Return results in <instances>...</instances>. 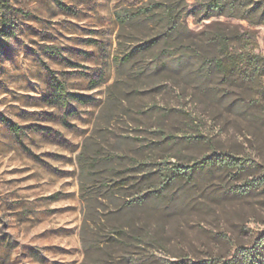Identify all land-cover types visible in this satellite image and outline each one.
Wrapping results in <instances>:
<instances>
[{
  "label": "rangeland",
  "instance_id": "obj_1",
  "mask_svg": "<svg viewBox=\"0 0 264 264\" xmlns=\"http://www.w3.org/2000/svg\"><path fill=\"white\" fill-rule=\"evenodd\" d=\"M147 1L0 0V264H93L109 258L112 250L106 249L85 263L76 163L83 140L95 131L99 140L104 128L105 139L118 142L128 156L162 154L185 163L214 151L253 164L237 175L217 168L201 174L169 197L163 210L151 204L118 220L99 210L97 226L105 231L114 222H149L159 233V246L141 262L130 263L117 252L113 264H231L243 250L256 251L264 236V184L247 194L228 190L264 177V74L232 85L214 75L205 90L162 84L159 91L142 88L133 95L119 87L130 96L108 126L107 110L100 113L116 77L118 42L148 33L137 26L119 28L115 13ZM185 20L196 34L186 40L203 57L217 53L207 40L215 32L225 34L237 53L264 56L262 24L225 17ZM210 21L219 22L208 26ZM245 67L246 60L239 63ZM129 72L124 66L121 79ZM56 83L86 102L68 97L51 104ZM161 108L173 110L161 116ZM158 127L171 138L162 140Z\"/></svg>",
  "mask_w": 264,
  "mask_h": 264
},
{
  "label": "trees",
  "instance_id": "obj_2",
  "mask_svg": "<svg viewBox=\"0 0 264 264\" xmlns=\"http://www.w3.org/2000/svg\"><path fill=\"white\" fill-rule=\"evenodd\" d=\"M2 6L0 2V9ZM187 16H192L196 23L213 17H225L245 21L249 25H264V0H193L191 4L186 0H150L140 6L116 11L115 20L119 28L137 26L148 33L143 38L128 39L127 43L118 42L119 54L114 58L116 77L106 89V99L100 111L102 113L107 110V126L114 112L130 96L123 95V89L130 88L131 91H128L133 95L142 88H148L151 92L159 91L162 84L171 89L184 85L193 90H205L214 75L232 85L238 79L254 81L264 74V56L256 53L243 55L242 52L231 50L229 39L223 33L215 32L207 39L210 46L217 48V53L208 57L201 56L195 42L187 41L196 35L187 26ZM217 22L210 21L208 26ZM244 60L247 67L239 68V63ZM136 65L138 69L133 71ZM124 66H128L131 72L126 79H121ZM54 90L51 104L68 97L79 102L87 100L82 95L63 93L64 89L58 83L54 85ZM160 110L161 116H165L173 109ZM2 121L18 133L17 126L8 120ZM104 129L106 131L97 132L103 133L99 135V140L94 137L96 131L87 136L76 156L79 200L83 213L80 241L85 263L88 257L101 255L106 249L112 250L109 258L96 259L93 264H113L114 258H117L113 253L117 252H121L128 262L139 263L147 257L146 253L150 249L159 246V233L149 222L139 225L133 223L131 226L114 222L108 226L107 231L98 228L97 223L102 219L98 218L99 210H107V219L114 220L151 204L163 210L169 197H176L181 189L193 183L201 174L217 168L230 175H237L253 168L247 158L225 152L212 151L209 155L185 163L165 160L162 154L155 158L151 155L139 158L128 156L118 150V142L109 143L105 139L108 128ZM156 132L165 141L172 136L164 133L161 127ZM159 144L153 142V146ZM263 184L264 177L251 178L228 191L247 194ZM102 200L107 203H101ZM262 251L264 236L257 244L256 251L243 250L233 263L264 264ZM134 255L138 256L137 259H131Z\"/></svg>",
  "mask_w": 264,
  "mask_h": 264
}]
</instances>
